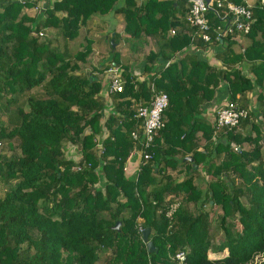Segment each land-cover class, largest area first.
Masks as SVG:
<instances>
[{
	"label": "trees",
	"instance_id": "16d2710c",
	"mask_svg": "<svg viewBox=\"0 0 264 264\" xmlns=\"http://www.w3.org/2000/svg\"><path fill=\"white\" fill-rule=\"evenodd\" d=\"M34 2L0 0V142L17 141L15 153L0 150V264H252L258 255L264 264V3L250 6L247 32L225 36L214 53L219 67L177 54L217 42L214 32L210 42L191 39L186 0H53L37 17L21 11ZM112 11L123 17L129 51H143L142 78L120 59L114 28L110 62L90 59V21ZM222 14L207 12L216 26ZM50 27L55 42L33 33ZM233 36L247 39L242 52ZM111 63L121 67L120 92H103ZM151 84L168 94V106L145 147L131 131L140 130L135 113ZM223 87L225 101L250 113L238 126L217 128L205 115ZM253 91L256 113L247 101ZM68 144L80 151L77 161ZM136 146L150 155L126 175ZM138 224L150 227L152 251ZM209 249L227 252L213 258Z\"/></svg>",
	"mask_w": 264,
	"mask_h": 264
},
{
	"label": "built area",
	"instance_id": "2783aa9c",
	"mask_svg": "<svg viewBox=\"0 0 264 264\" xmlns=\"http://www.w3.org/2000/svg\"><path fill=\"white\" fill-rule=\"evenodd\" d=\"M215 1L216 4L214 5V0H186L187 10L184 18L187 25L194 29L192 32V40L200 38L202 41L210 42L212 32L215 33L216 38H219L221 35L233 34L235 30L247 32L250 29L253 16L250 10L251 5L247 3L246 0V3H236L230 0H226L225 2L220 0ZM261 3H264V0H261ZM222 6H225V8ZM218 7L222 9H218ZM209 10H213L216 13H218V11H223L224 14H222L220 18L222 21H227L228 23H226V25L219 24L218 26L211 23L207 15ZM39 11H41V9ZM175 31L176 28L171 27L170 32L174 33ZM34 34L42 35L43 31L39 30ZM120 69L121 67L115 63L109 64L102 81L104 85L103 92H120L123 90V79ZM137 76L140 78L143 77L140 73H138ZM167 106L168 94L165 91L155 89L153 84H151V97L149 102L142 103L137 107L135 116L141 120L140 130L133 129L131 131L132 138L142 143L145 147L148 146L154 135L157 134V131L164 124L162 116ZM215 112L214 120L216 127L218 126L217 128H219V126H227V128L238 126L241 118L249 117L250 114L248 109L239 105L238 101H225L215 109ZM100 145L101 143L98 142L97 147ZM66 153H68V157L73 154L76 161L80 158V151L76 150V148L70 144L67 146ZM77 153L79 154L78 156L76 155ZM149 155L148 152H142L136 146L129 152L126 162L132 157H138L139 163L141 157L146 159ZM74 168L79 170L82 166L77 163L74 165ZM138 229L142 231L143 227L138 224ZM174 258L178 262H182L185 259L184 250L177 251Z\"/></svg>",
	"mask_w": 264,
	"mask_h": 264
},
{
	"label": "crops",
	"instance_id": "0c3cea01",
	"mask_svg": "<svg viewBox=\"0 0 264 264\" xmlns=\"http://www.w3.org/2000/svg\"><path fill=\"white\" fill-rule=\"evenodd\" d=\"M32 1H35L33 5H37V6H40L41 4H44L46 2V6H50L51 5V1L52 0H32ZM140 1V0H139ZM247 3H249L251 6L256 2V0H246ZM45 8V7H44ZM44 8L41 9V12L37 11V12H34L33 14L31 15H34V16H38V15H41L42 11H44ZM113 13H116V12H109L105 15H103L101 18L99 15H96L94 17V20H96L95 22L92 23L93 25V29L91 30V32L94 30V29H98V28H102L104 29L105 27V24H107V21L105 19V17L108 15V14H113ZM119 17H116L115 19V22L116 24L114 23V27L112 26V23H110V27L114 28V31H117L118 34H119V38H121V40H124L123 42L125 43V41L127 40V33L124 32L123 30V26H124V23L122 22L123 21V17L120 13H117ZM97 18V19H96ZM121 20H118L120 19ZM100 19V20H99ZM98 21H99V24H98ZM101 21V22H100ZM121 21V22H120ZM109 23V22H108ZM226 23H228L227 21H222L220 24L222 25H226ZM98 24V25H97ZM118 25L120 26V28L122 29V33L121 31H118L117 28H118ZM95 31V30H94ZM114 33V32H113ZM91 35V34H90ZM105 36L107 37V35L105 34ZM225 36L226 35H221L219 36V38H217V42L213 43V44H210L208 47L206 48H198V47H195L194 45H189L188 47L184 48L183 50L179 51L177 54L178 55H181L182 53H185V52H190V53H194L196 54L198 57H201V58H206L210 63H213L217 66H221L223 67L221 61L216 58L214 56V53L216 52V49H219L222 47V44L225 40ZM234 39L237 38V42L235 44V51H243L244 47L246 46L247 44V39L245 37H241V36H233ZM99 45H95L93 46L94 47V50L96 52H103V49H104V46L101 45L102 43L101 42H98V40L96 41ZM118 43H119V40H118ZM153 45L152 44H149V46L147 48H152ZM100 50V51H99ZM117 50V49H116ZM124 50L126 51L127 49L124 47ZM144 50V49H143ZM146 50V48H145ZM129 51V49H128ZM100 52V53H101ZM131 52V51H130ZM128 52V53H130ZM145 52V51H144ZM128 53L126 54H123L122 55V58L125 59V58H129L130 60V70L133 74L137 75L138 73L142 74L143 71H142V63L143 61L141 60V63L140 65H138V67L136 65H133V59L132 57H136V56H140L143 58L144 54H143V51H140V52H136L134 54H130L128 55ZM111 54V53H110ZM121 54L122 52H120V57H121ZM101 56L104 57V59L108 60L109 59V52L107 53V55L101 53ZM244 69V72L248 73L251 77L253 76L252 73L249 71V68L248 66L245 64V66L243 67ZM264 82V80H263ZM264 85V84H263ZM225 87V86H224ZM224 87L221 89L222 90V93H219L218 92V95H219V101L218 100H212L209 102L208 104V108H206V112H205V115L210 119L211 122H213L214 120V117H215V109H217V107H219L221 104H223L225 102V97H226V90L224 89ZM259 89H256V91H258ZM248 104L252 107V110L256 113V111L258 110V104H259V101L258 99L256 98V92H251L248 94ZM217 102H219L218 106H217ZM211 103V104H210ZM254 113V115H256ZM258 118L260 121H262V119H260L259 116H255V118ZM262 133H264V125L262 126ZM263 146H264V143H263ZM138 158V157H137ZM136 157H132L130 160H128L126 162V166H125V172H126V175H131L135 172V167L136 165H138V159Z\"/></svg>",
	"mask_w": 264,
	"mask_h": 264
},
{
	"label": "rangeland",
	"instance_id": "374dc122",
	"mask_svg": "<svg viewBox=\"0 0 264 264\" xmlns=\"http://www.w3.org/2000/svg\"><path fill=\"white\" fill-rule=\"evenodd\" d=\"M21 1V0H20ZM53 1V0H52ZM52 1H51V4H52ZM254 1V0H253ZM51 6V5H50ZM45 7V8H44ZM47 7H49L48 5L46 6V2L44 3V4H41L40 6H35V5H33V4H31V5H26L25 4V6H23L22 7V12H25L27 15H29V16H34V15H31V14H33L34 12H39V10L40 9H46ZM41 12V11H40ZM63 12L62 11H59L58 12V14H62ZM100 16V18L103 16V15H99ZM35 17V16H34ZM37 17V16H36ZM104 17V16H103ZM116 17H119L118 16V14L117 13H113V14H108L106 17H105V19H106V21H107V24H105V27H104V29H102V28H98V29H94L90 34H91V36H93V38H94V41H93V43H92V45L93 46H95L96 44L97 45H99L96 41L98 40V42H101L102 44L101 45H103L104 46V49H103V52H101L100 50V52L101 53H103V54H105V55H107V53L109 52V59L108 60H106V59H104V57H102L101 56V53L100 52H96L95 50H94V47H93V51H92V53H91V55H90V59L91 60H93L94 62L93 63H95L94 65H99V63L101 62L102 63V65H105L107 62H110V59H111V54H110V49H109V45H108V38L105 36V34H109V33H113L112 32V27H110V23H112V26L114 27V23L116 24V22H115V19H116ZM97 19V18H96ZM100 20V19H99ZM118 20H121V18L120 19H118ZM96 20H92V21H90V22H95ZM101 22V21H100ZM109 22V23H108ZM121 22V21H120ZM123 22V21H122ZM98 24H99V21H98ZM97 24V25H98ZM92 29H93V27H92ZM42 31H43V34L42 35H36V36H44V35H47L48 37H51V39L55 42L56 41V36L58 35L57 34V32H56V28H54V27H50V28H46V29H41ZM117 30L118 31H121L122 29L120 28V26L118 25V28H117ZM33 33H37V32H33ZM121 33H122V31H121ZM119 40V43L117 42V44L115 45V49H117L118 51H119V53L120 52H122V54H121V60H123V58H122V55L123 54H126V53H128V52H130V51H128V48H127V44H126V41H125V43L123 42L124 40H121V38L120 39H118ZM110 45L111 46H113L112 44H111V39H110ZM76 47H78V45H76ZM124 47L127 49L126 51L124 50ZM136 53V52H135ZM130 54H134V53H132V52H130V53H128V55H130ZM130 57H131V55H130ZM132 59H133V65H136L137 67H138V65H140V63H141V60L143 61V58L142 57H140V56H136V57H132ZM87 65V68H90L91 66H89L88 64H86ZM139 68V67H138ZM262 84H264V82L262 83ZM263 91H264V85H263ZM264 93V92H263ZM110 100L109 99H107V102L108 103H110L109 102ZM69 145V144H68ZM12 147H10L9 145H8V143L7 142H3V141H1L0 142V150H1V152L2 153H4V154H6V155H8V154H11V153H15L16 151H17V141L16 140H13L12 141V145H11ZM66 154H68V153H66ZM73 155V154H72ZM77 156L79 155L78 153L76 154ZM75 155V156H76ZM138 159V158H137ZM136 167H137V165H136ZM135 167V168H136ZM203 185H204V183H203ZM217 238H218V242H219V240L220 239H222V234L221 233H218L217 234ZM226 252H227V250L226 249H223V250H218V251H213L212 249H209L208 250V256L209 257H219V256H222V255H224V254H226ZM259 259H260V256L258 255V256H256L255 257V261L252 263V264H259ZM102 264H109V262L108 261H105L104 263H102Z\"/></svg>",
	"mask_w": 264,
	"mask_h": 264
},
{
	"label": "water",
	"instance_id": "95a60500",
	"mask_svg": "<svg viewBox=\"0 0 264 264\" xmlns=\"http://www.w3.org/2000/svg\"><path fill=\"white\" fill-rule=\"evenodd\" d=\"M111 44L114 46V42H113V39L111 38ZM184 158H187V159H190L192 160L193 157H191L190 155H187L185 156ZM212 202V200H211ZM119 224H120V221H116V223L113 225L114 228H118L119 227ZM150 232V227H144L143 230L141 231V235H142V238L143 240L146 241V244H147V248L149 251H152L154 249V245L152 243V240L151 239H148V234Z\"/></svg>",
	"mask_w": 264,
	"mask_h": 264
}]
</instances>
